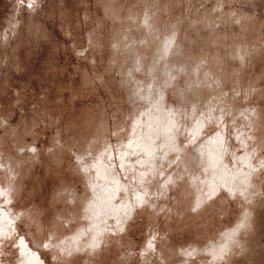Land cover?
Segmentation results:
<instances>
[{
  "label": "rangeland",
  "instance_id": "374dc122",
  "mask_svg": "<svg viewBox=\"0 0 264 264\" xmlns=\"http://www.w3.org/2000/svg\"><path fill=\"white\" fill-rule=\"evenodd\" d=\"M0 264H264V0H0Z\"/></svg>",
  "mask_w": 264,
  "mask_h": 264
}]
</instances>
